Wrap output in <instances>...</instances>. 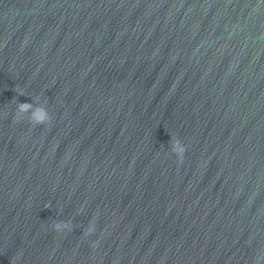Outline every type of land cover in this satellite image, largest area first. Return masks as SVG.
<instances>
[{"label":"water","instance_id":"1","mask_svg":"<svg viewBox=\"0 0 264 264\" xmlns=\"http://www.w3.org/2000/svg\"><path fill=\"white\" fill-rule=\"evenodd\" d=\"M0 264H264V0H0Z\"/></svg>","mask_w":264,"mask_h":264},{"label":"clouds","instance_id":"2","mask_svg":"<svg viewBox=\"0 0 264 264\" xmlns=\"http://www.w3.org/2000/svg\"><path fill=\"white\" fill-rule=\"evenodd\" d=\"M32 108L31 104L24 103L19 105V111L20 112H27L29 109ZM37 111L40 113L39 116L35 117V123L37 124H47L50 122L51 117L49 116L46 109H37ZM173 150L177 153V158L179 161H182L184 158V154L186 152V147H181L179 140L174 142ZM57 228H59V225H57ZM92 229H89V232H91Z\"/></svg>","mask_w":264,"mask_h":264}]
</instances>
